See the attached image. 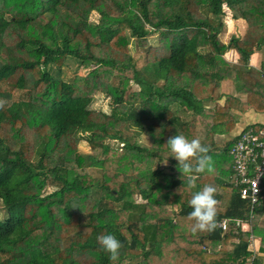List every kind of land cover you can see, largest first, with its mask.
I'll list each match as a JSON object with an SVG mask.
<instances>
[{
  "label": "trees",
  "instance_id": "obj_1",
  "mask_svg": "<svg viewBox=\"0 0 264 264\" xmlns=\"http://www.w3.org/2000/svg\"><path fill=\"white\" fill-rule=\"evenodd\" d=\"M225 7L246 27L223 42ZM71 63L87 72L66 79ZM228 80L244 103L221 92ZM0 99V264H112L104 234L124 245L117 264H244L252 234V264H264L259 213L250 231L193 234L189 218L205 185L216 223L246 218L222 164L233 110L264 113V0H0ZM175 134L210 146L215 171L182 175Z\"/></svg>",
  "mask_w": 264,
  "mask_h": 264
},
{
  "label": "clouds",
  "instance_id": "obj_2",
  "mask_svg": "<svg viewBox=\"0 0 264 264\" xmlns=\"http://www.w3.org/2000/svg\"><path fill=\"white\" fill-rule=\"evenodd\" d=\"M6 101L0 99V109L4 107ZM174 157L178 161V168L182 175L213 173L215 171L213 157L210 146L202 144L199 138L189 140L183 134L171 136L166 143ZM168 159L163 164L167 165ZM216 189L212 185H205L201 190L195 192L189 201L193 209L189 213V218L195 223L191 229L193 234L198 231L212 232L217 223V200L215 198ZM100 249L108 254V259L112 264H117L120 259L123 243L114 234H104L97 237Z\"/></svg>",
  "mask_w": 264,
  "mask_h": 264
},
{
  "label": "built area",
  "instance_id": "obj_3",
  "mask_svg": "<svg viewBox=\"0 0 264 264\" xmlns=\"http://www.w3.org/2000/svg\"><path fill=\"white\" fill-rule=\"evenodd\" d=\"M231 158L230 169L233 174V184L240 198L248 204L246 218L223 217L217 222L221 231H226L231 225L240 230L248 225L259 213L260 221L264 222V126L257 128L252 125L244 127L229 147ZM253 235L250 234L252 242ZM255 251L244 264H252Z\"/></svg>",
  "mask_w": 264,
  "mask_h": 264
},
{
  "label": "crops",
  "instance_id": "obj_4",
  "mask_svg": "<svg viewBox=\"0 0 264 264\" xmlns=\"http://www.w3.org/2000/svg\"><path fill=\"white\" fill-rule=\"evenodd\" d=\"M230 17H231V15H230ZM223 42H225V41H223ZM255 54L259 55L258 64H255V62L253 61ZM226 57H228L232 62H235L238 58V53L235 51H231V52H228L226 54ZM261 58H262V54H260V52L259 53H257V52L253 53L250 56L249 65H251L253 67H259L260 62H261ZM220 90L224 95H232L233 97L238 98L240 102L244 103V101L246 100V94L238 92L236 90L235 86L229 80L221 82V89ZM233 112L235 113L236 122H235L234 130L229 134L230 136L237 135L244 127H246L248 125H254V124L255 125L256 124L264 125V113L256 112L252 108L245 110V111L233 110ZM229 135L219 134L216 138L218 140L227 141ZM222 167H225L228 171H231L230 161L222 164ZM232 182H233V178H232ZM242 231H249L248 225H245L244 230H242ZM257 241H258V238H256L255 236L253 237L252 242H251L250 237H249V243H250L251 249H253L255 251L257 248Z\"/></svg>",
  "mask_w": 264,
  "mask_h": 264
},
{
  "label": "rangeland",
  "instance_id": "obj_5",
  "mask_svg": "<svg viewBox=\"0 0 264 264\" xmlns=\"http://www.w3.org/2000/svg\"><path fill=\"white\" fill-rule=\"evenodd\" d=\"M224 24H225V27L223 29V31L219 34V37L221 38V40L223 41H227L230 37L231 34H236V35H241L242 33H244V30H245V27H246V22L244 20H241V19H232L230 17V11L225 7L224 8ZM97 13H93L91 14V20L93 21H96L97 20ZM150 39L152 41H154V35H151L150 36ZM129 50H131V52H133L135 50V46H134V43H133V40L131 39L129 41ZM106 53L108 54V56H111L110 52L108 50H105ZM259 53V52H257ZM261 54V52H260ZM255 64H258V61H259V55L258 54H255L254 56V60ZM77 72L79 74H85L87 72V69H85L84 67H79V68H75V66H73V64L71 63L70 65H64L63 66V73H64V76L66 79H68L69 77L72 76V73L73 72ZM92 108L94 109H104V110H108L109 109V106H108V98L106 97H102V96H96L95 100L93 101L92 103ZM139 143L140 144H143V145H151V139L148 136H142L140 139H139ZM81 147V150L83 151H87L88 150V147L85 145V143H82L79 144ZM96 256V253L95 252H91L90 254V257L89 259H91L92 257H95Z\"/></svg>",
  "mask_w": 264,
  "mask_h": 264
}]
</instances>
